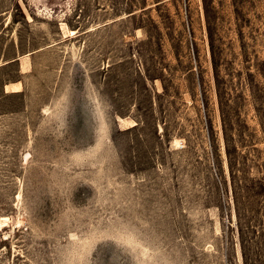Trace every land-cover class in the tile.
<instances>
[{
    "label": "rangeland",
    "instance_id": "obj_1",
    "mask_svg": "<svg viewBox=\"0 0 264 264\" xmlns=\"http://www.w3.org/2000/svg\"><path fill=\"white\" fill-rule=\"evenodd\" d=\"M0 264H264V0H0Z\"/></svg>",
    "mask_w": 264,
    "mask_h": 264
}]
</instances>
